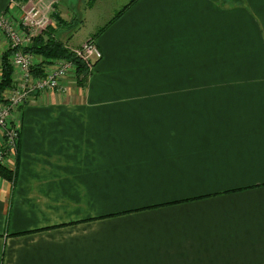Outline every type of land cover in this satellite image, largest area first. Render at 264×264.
I'll return each instance as SVG.
<instances>
[{
    "label": "crops",
    "instance_id": "crops-1",
    "mask_svg": "<svg viewBox=\"0 0 264 264\" xmlns=\"http://www.w3.org/2000/svg\"><path fill=\"white\" fill-rule=\"evenodd\" d=\"M52 1L103 58L14 115L0 264H264V0Z\"/></svg>",
    "mask_w": 264,
    "mask_h": 264
},
{
    "label": "built area",
    "instance_id": "built-area-1",
    "mask_svg": "<svg viewBox=\"0 0 264 264\" xmlns=\"http://www.w3.org/2000/svg\"><path fill=\"white\" fill-rule=\"evenodd\" d=\"M47 2L49 0H31L26 4L12 5L0 20V38L5 36L9 47L16 49L11 61L15 68V86L5 93V101L0 105L1 166L8 157L16 156L18 153L21 126L18 121H14V115L18 114L26 102L34 98L35 94L59 89L61 80L69 77L72 71L71 62L55 61L53 65L44 68L43 75L35 76L32 70L39 61L33 60V56L22 52V49L28 46L34 37L55 27L52 19L55 3L51 1L47 6ZM16 12H18L17 16H15ZM72 51L78 59L89 58V61L82 60L89 69H92V66L103 58L93 38Z\"/></svg>",
    "mask_w": 264,
    "mask_h": 264
},
{
    "label": "trees",
    "instance_id": "trees-1",
    "mask_svg": "<svg viewBox=\"0 0 264 264\" xmlns=\"http://www.w3.org/2000/svg\"><path fill=\"white\" fill-rule=\"evenodd\" d=\"M29 0H15L18 4H25ZM98 0H90L89 4L93 6ZM135 1V0H133ZM122 11L119 13V15ZM54 22L61 23V17L58 13H53L52 15ZM51 27L48 31L44 32L40 36H36L33 38L32 42L22 49L24 54L31 55L33 57H37L42 59V62L34 65L33 73L35 76L43 75L44 68L54 64L56 60L66 59L72 60L78 65V77L80 78V84L84 86L83 80L86 79L87 74H85V67L83 64H80L73 52L69 49V45L67 42H63L58 34L52 30ZM96 37H93L95 39ZM16 49L9 48L4 51L1 55L0 59V105L5 101V93L12 89L15 86L14 75L15 70L12 66V57L15 53ZM30 101H27L28 104ZM25 104V105H26ZM13 171L8 170L6 167L0 165V174L8 179L13 178Z\"/></svg>",
    "mask_w": 264,
    "mask_h": 264
},
{
    "label": "rangeland",
    "instance_id": "rangeland-1",
    "mask_svg": "<svg viewBox=\"0 0 264 264\" xmlns=\"http://www.w3.org/2000/svg\"><path fill=\"white\" fill-rule=\"evenodd\" d=\"M13 1V2H12ZM11 2H12V4L11 5H15V4H18L17 2H15V0H12ZM31 0H29L28 2H30ZM52 1V0H51ZM51 1L49 0V2H47L46 3V5L48 6V5H50V3H51ZM239 1H241V0H233V2L234 3H238ZM243 1V0H242ZM27 2V3H28ZM52 2H54L55 3V1H52ZM26 4V3H25ZM52 11V10H51ZM87 12V11H86ZM85 11H83V15H84V19H85V22L84 23H81V24H79L77 27H74L73 28V31H72V33H71V35L73 34V37H60L61 38V40H63L64 42H67V43H70V44H72V45H74V46H76L79 42H81V41H83V40H85V39H87L88 37H90L91 38V36L92 35H94V34H96V32L98 31V29L96 28L97 26V20H96V16H95V14L94 13H91V12H87L86 13ZM251 13H252V16L253 17H256V18H258V16H259V11H258V9H255L254 7H253V10L252 11H250ZM53 13H55V10H54V8H53V11H52V15H53ZM21 15V14H20ZM20 15H18V17L20 16ZM1 18H2V15H1V17H0V20H1ZM52 19H53V17H52ZM54 20V19H53ZM56 23V22H55ZM76 30H78L77 32H76ZM70 35V36H71ZM4 37V36H3ZM89 38V39H90ZM88 39V40H89ZM87 40V41H88ZM87 41H85V42H87ZM84 42V43H85ZM83 43V44H84ZM10 47H9V45H8V48H6V49H3V50H8ZM76 48H78V47H71L70 48V50H71V52H73L72 50H74V49H76ZM11 49H13V48H11ZM237 49H239V48H237ZM4 52V51H3ZM74 53V52H73ZM14 55V54H13ZM75 55V54H74ZM75 58H76V60L80 63V64H83L84 65V67H85V69H86V71H85V74H87V76H86V79L84 78V80H83V84H84V86L86 85V84H88V82H89V80L91 79V77L94 75V73H95V70H96V68H97V65L99 64V62L102 60H99V61H97L96 62V64L94 65V66H92V69H89L88 67H87V65L83 62V61H89V58H87V57H84V58H80V59H78L76 56H75ZM1 59V58H0ZM33 60H37V61H39L37 64H39V63H41L42 62V59H40V58H37V57H33ZM83 60V61H82ZM241 60H247V58H241ZM261 60H264V53H263V55H262V57H261ZM60 61H69V62H71L72 63V71H71V73H70V76L69 77H65L64 79H70V80H72V81H74V83L76 84V85H80V86H82L81 84H80V78L78 77V72H77V70H78V65H77V63L76 62H74V61H72V60H66V59H61V60H59V61H57L56 60V62H60ZM249 61H250V59H249ZM248 61V62H249ZM248 62H246L245 63V65L246 64H250V63H248ZM53 65V64H52ZM15 69V68H14ZM34 69V68H33ZM32 72H33V70H32ZM73 72H74V74H73ZM1 76V75H0ZM64 79H62L61 80V83L63 82V80ZM60 86H61V84H60ZM20 126H21V124H20ZM21 129H22V127H21Z\"/></svg>",
    "mask_w": 264,
    "mask_h": 264
}]
</instances>
